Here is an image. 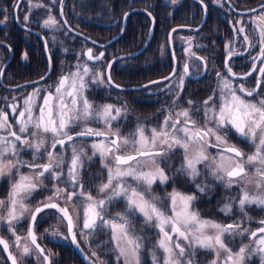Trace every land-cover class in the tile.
I'll return each instance as SVG.
<instances>
[{
	"label": "snow or ice",
	"instance_id": "1",
	"mask_svg": "<svg viewBox=\"0 0 264 264\" xmlns=\"http://www.w3.org/2000/svg\"><path fill=\"white\" fill-rule=\"evenodd\" d=\"M27 19L25 16V20ZM258 19L264 21V16ZM56 25L54 17L49 16L44 21L45 27L54 28ZM238 31L244 32V28ZM243 39L245 42L249 41L247 35ZM248 46L256 45L249 43ZM259 47L260 53L253 59L264 58V30L259 32ZM87 55L89 60H99L103 53L94 57L89 49ZM233 55L235 53L229 51L228 58ZM24 58H27V54ZM225 67L233 76L236 75L232 73L227 60ZM255 67L254 64L253 71ZM260 72L264 74V67L260 68ZM188 74V65L185 64L184 75ZM85 77H90L93 83H104L103 74L93 72L87 64H77L75 72L59 78L54 92L48 91L41 97V89L35 88L24 100V105L16 116L18 130H13L8 122V114L0 110V177L10 176L13 171L18 177L10 185L7 197L0 199V223L5 224L8 231L15 236L13 243L18 246L22 239L16 234V224L25 219L26 214H30L31 223L26 239L43 254L44 249L36 243L37 216L47 209H56L61 221L67 222V231L72 242L77 244L76 229L81 216L71 204L75 198L80 200L83 209L81 234L87 231L88 235H94L97 231L107 229L117 253L116 259H122L123 264H141L143 238L136 235L132 219L137 214L143 218L145 225L158 229L159 239L155 247L162 250L163 259L161 261L153 252L152 264H192L188 257L194 255L197 248L215 252L216 258L210 264H219L222 254L223 264H244L249 255L248 246L244 245L238 252L233 253L226 245L225 237L231 234L243 235L248 229L241 230L239 223L221 224L201 218L199 212L192 207L197 199L194 194H183L173 189L163 198L169 202L165 206L162 198L154 194L152 188L157 181L166 184L173 179L160 167V163L171 167L169 161L172 156L177 150H182V162L176 169V175H183L195 182L202 175L200 166L203 165L215 180L230 188L233 184L251 183L248 171L251 167L254 168L256 188L264 189V97L255 101L244 98L253 97L254 94L259 96L261 82L258 81L257 86L250 90L243 85L237 89L230 80L222 78L219 86L220 104L217 106L213 97L203 101L202 125L192 115V110L200 112L201 109L195 107L193 101H188L193 106L192 110L185 108L175 114L169 112L158 128L146 129L143 125H138L125 136L121 135L119 128H113V122L121 119L126 110L112 104L96 105L90 101L84 94L88 87ZM108 81L111 82L110 75ZM180 88L183 89V77ZM238 91L243 96L237 94ZM37 98L42 102L38 104ZM10 107L15 114L19 106ZM91 122H102L104 130L89 127ZM75 127H80V131L73 135L71 132ZM229 132L253 146L255 151L247 154L231 143L228 139ZM90 137L99 138L90 145L91 156L77 144V141ZM49 138L52 151L46 146ZM57 146L62 149L71 146L72 155L66 173L63 170L64 157L55 152ZM209 148L216 149V156L208 154ZM22 149L32 150L33 162L20 159ZM42 155H46L47 161L43 164L35 163ZM97 155L108 172L106 182L97 186L98 193L105 194L103 199H97L84 190L81 176L85 159L91 161ZM22 166L28 167L32 174L21 173ZM45 179L57 182L53 185V194L38 202L34 209H30L26 202L37 189L46 188L43 183ZM61 183L69 185L71 191L58 187ZM195 187L201 193L206 190L201 184H196ZM241 193L238 206L242 214L246 215V205L264 207V194L250 196L245 186L241 187ZM61 200L64 201L63 207L57 202ZM120 200L124 202L125 210L106 218L108 205ZM231 210V204H225L222 208L226 214ZM260 223L264 224V221ZM257 232L261 235L256 243L261 247L255 251L264 253V227L251 232V236L256 237ZM52 235H59V232L54 231ZM0 245L8 251L9 244L2 237ZM30 254V248L25 245L23 255ZM92 255L96 256V253L93 252ZM9 258L12 264H17L16 258L10 252ZM44 260L48 262L49 256L44 255ZM99 264H104V261H99Z\"/></svg>",
	"mask_w": 264,
	"mask_h": 264
},
{
	"label": "flooded vegetation",
	"instance_id": "2",
	"mask_svg": "<svg viewBox=\"0 0 264 264\" xmlns=\"http://www.w3.org/2000/svg\"><path fill=\"white\" fill-rule=\"evenodd\" d=\"M27 1L30 2L31 6H26ZM36 1L41 2L43 6L35 7ZM186 1L188 5L183 6ZM60 2L61 0H59L57 4L58 15ZM23 3L27 10L26 16L28 19L25 20L22 14L23 12H21V18L23 20L21 23L39 31L43 35L47 44L48 55L42 39L36 33L23 29L17 24L15 19L13 20L15 23L12 24H5L3 20L0 19V110L8 114V122L13 126V130H18L19 126L16 124V116L23 107L24 100L29 94H31L35 88L41 89V97L46 95L48 91L54 92L55 85L58 83L59 78L75 72L77 64H87L93 72L103 74L104 83H93L90 77H85V80L88 82V87L84 94L96 105L112 104L126 110L121 119L113 122V128H119L121 135L125 136L133 132L138 125H143L146 129L158 128L169 112L175 114L185 108L192 110L193 106H190L188 101H193L194 106L201 109L200 112L192 110V115L193 118L198 117L197 120L202 122V125L203 101L209 97H213L214 103L217 106L220 104L219 86L222 78L230 80L234 88L239 89V86L243 85L245 89L249 90L255 88L257 82L260 81L261 87L258 89L259 96L254 94L253 97L245 96L244 98L255 101L260 97H264V74L260 72V68L264 67V58L253 59L254 57H258L260 53L259 32L264 30V21L258 18L264 16V8H262V6H264V0H159L162 11H167V14L170 13L178 18L183 17V13H186V18L184 17L185 22L173 24L166 21L156 24L153 17L154 22L151 38L146 45H144V43L151 23L149 26H147L146 23H142L144 29H146L143 39H133L132 27H137L138 23H133L132 20H130L131 13L127 15L125 23H123V16L110 21L97 22L98 26L104 28L109 27L111 30L108 38L100 40L70 25L72 29L85 35V37L79 35L74 32V30L67 28L62 21L60 28L64 26L82 40L70 45L73 47V52L68 54V56L58 54L56 57L53 56L55 45L50 49L45 38V33L60 28L49 29L44 26L43 20L45 21L46 18L44 19L45 15L42 16L40 10L45 8V0H24ZM64 4L65 0H62L63 10ZM0 7L3 6L0 5ZM50 7H52V5L49 6V8ZM143 12L149 16L148 12L145 10ZM2 13L3 11L0 10L1 16ZM44 14L46 13L44 12ZM149 18L151 19L150 16ZM36 19L39 20V23L34 25ZM5 25L7 26L5 27ZM177 25L188 26V28L175 30L172 34L170 45L168 39L169 31L172 27ZM257 25H259V27H257ZM122 27L123 31L117 39L104 46L101 45L114 37ZM240 28H244V32H239L238 29ZM101 31L105 32L104 30ZM11 34L13 36L12 43L4 39V37H8ZM104 34H108V32ZM155 34L156 38L153 39ZM245 35L249 37L248 42H245L243 39ZM151 43L152 45H150ZM249 43L256 46L249 47ZM64 45L59 46V49L64 51L66 48L65 46H67ZM141 47H143L141 51L135 55H126L114 60L110 66L109 72L112 81L117 85L130 87L143 84V86L139 89H120L110 83L106 75L108 62L118 55L135 52ZM87 49L92 50L94 57L103 53L102 58L99 60H89L86 54ZM229 51L235 53L230 59L228 58ZM191 53H195V55L193 56ZM25 54H27L26 59L24 58ZM139 55L140 57L138 59H130ZM199 57L203 59H198ZM226 60L232 69V73L236 74L235 76L229 73L228 69L225 67ZM185 64L188 65V75H184ZM254 64L256 66L255 71H253ZM134 65H138L141 78H144L143 80L133 82L131 79L130 73ZM172 70H174L172 75H170L168 79H164ZM217 73H220L219 77ZM247 73H251V75H245ZM41 77H44V79H41ZM182 77L183 89L181 90L180 81ZM153 80L157 81H155V83H148ZM135 91L140 92L139 96L132 94ZM177 93H179V99H177ZM237 94L243 96L239 91ZM174 101H176L175 105L173 104ZM41 102L42 100L37 98V103L39 104ZM12 105L19 106L15 114L12 113L10 107ZM209 106H211V103ZM88 126L101 130L105 128L102 122H91ZM79 131L80 127H75L72 129L71 134L75 135V133ZM28 138L31 139V137ZM97 139L99 138H85L77 141V144L83 147L84 151L91 156L92 152L85 149L89 147V141ZM228 139L247 154L250 152L253 153L255 150L253 146L238 138L232 132L228 133ZM50 144L51 139L49 138L46 146L49 151H52ZM55 152L57 155L64 157L65 163L63 170L66 173L72 155L71 146H66L63 149L57 146ZM208 154L213 157L216 156V149L209 148ZM20 159L28 161L29 163L33 162L32 150L22 149L20 152ZM46 161V155H42V158L37 159L35 163L43 164ZM181 162L182 150H177L176 154L173 155L169 161V164L172 165L171 167H167L164 163H160V167L164 168L165 173L173 177V179H170L166 184H160L159 181H157V183L153 185V193L162 198L165 206H167L169 202L163 198L167 193L172 192L173 189L183 194H194L197 199L193 202L192 207L195 211L199 212L201 218L211 219L213 216H219L223 217L222 219H226L224 224L239 223L241 230L248 229V232L243 235L231 234L235 241L233 244L234 249L228 248L235 253L239 251L240 247L247 245L249 255L246 257L244 264H264V259H261L259 256L264 253L255 251V249L261 247L256 243L261 233L257 232L256 237L251 236V232L264 227V224L260 223L264 221V207L256 204L246 205L244 209L246 215H244L241 213L238 206L239 198L242 195V186H245L247 191L252 190L255 191L256 194L259 193L258 191L260 189L256 188L253 175H251V183L247 185L233 184L232 187L227 188L224 186L223 182L215 180L209 174V170L201 165L202 175L193 182L183 175H176V169L179 168ZM20 172L32 174L31 170L26 166L20 167ZM107 175V169L101 164L99 155L94 156L91 161L85 159L84 168L81 170L84 190L91 193V195L97 199H103L105 194L98 193L97 186L106 182ZM17 178L15 171H13L10 176L0 177V199L7 195L10 185L15 182ZM43 183L46 185V188L42 189L43 192L37 194V192L41 191V189H37L33 194V196L37 194L35 196L38 197V201L34 204L33 209L38 205V202L44 201L46 197L51 195L53 185L57 182L45 179ZM196 184L205 186V192H199L195 187ZM58 187L68 188L69 191H71L67 184L61 183ZM57 202L60 203L62 207L64 206V201L61 200ZM71 203L77 206L76 212L79 213L82 218L83 209L80 200L74 198ZM225 204L232 205V210L228 214L222 211ZM124 210L125 207L122 200L114 202L108 205V215H106V218H111V216L115 215L117 212H123ZM70 211H72L71 207ZM51 218L61 221L60 214L56 209H47L37 216L35 225L37 243L44 249L43 254L37 250L43 258V262L45 263L44 255H48L49 264H51V253L47 247L48 245L50 247L52 246L54 251L59 250V257L55 264L73 263V256L65 258V256L70 255V253L75 256L74 260H78L79 258L83 264H86L78 255L71 242L66 221L61 222L64 223V230H66L70 244L62 241L59 243L57 242L56 245H52L53 241L47 240V244L42 241V237L37 234V227L39 228L40 223H44V221ZM132 219L136 228V235L143 238V249L141 251V257L144 260L143 264H152V253H163L162 250L155 247L156 241L159 239L158 229L145 225L143 218L139 214ZM28 222L29 227L30 216ZM79 225L81 228L82 221ZM59 228L60 227H58L56 231L62 233ZM78 230L77 227L76 234ZM84 232V236L88 237L85 239L87 242V249L81 242L78 234L76 235V239L84 252L90 256L93 261L95 260L92 257V253L95 251L110 255L115 252L114 245L110 240V232L107 229L104 231H97L94 235H88L87 231ZM0 236L6 239L9 244L10 252L16 258L17 264H19L17 256L12 250L8 239L3 236L1 232ZM45 236L51 239L50 234ZM52 238H54V235H52ZM153 238L156 240L154 241V245H151ZM58 244L63 245L64 249L63 246L58 247ZM0 251L6 260L2 259L1 264H10L2 245H0ZM212 252L213 251L210 250L197 248L195 254L188 257V259H191L192 264H208L211 261V255L215 253ZM204 253L208 254V256H201V254L204 255ZM63 255L64 257H62ZM201 257L203 262L200 261ZM223 261L224 255L221 256V264H223Z\"/></svg>",
	"mask_w": 264,
	"mask_h": 264
},
{
	"label": "trees",
	"instance_id": "3",
	"mask_svg": "<svg viewBox=\"0 0 264 264\" xmlns=\"http://www.w3.org/2000/svg\"><path fill=\"white\" fill-rule=\"evenodd\" d=\"M17 0H0V5L10 7L13 14V7ZM24 0L21 2L23 4ZM187 3V4H186ZM183 4V6L188 5V2ZM65 18L69 25L74 28L80 29L81 31L94 36L97 39H106L110 36L111 30L109 27L104 28L98 26L97 22L101 21H110L115 18H121L126 11L132 8H142L152 14L155 19L156 24L161 22L169 21V23H180L185 22L186 13H183V17L173 16L170 13L167 14V11H162L161 6L159 5V0H65L64 4ZM21 7V4H20ZM20 7L18 8V17L21 20ZM144 10H138L131 13L130 20L133 23H138L137 27H132V38L133 39H143L146 29H144L142 23H146L147 26L151 23L149 16L143 12ZM182 16V15H180ZM185 17V18H184ZM14 15H12V23L14 21ZM23 20H21L22 22ZM62 23V20L59 21ZM9 23V22H7ZM10 23V24H12ZM39 20L34 21V25H37ZM108 34H104L105 32ZM46 40L49 44L50 49L55 45V50L53 56L58 54L68 56V54L73 52V47L71 44H74L77 41L82 39L75 34L71 33L64 26L58 30L47 31L45 33ZM156 38V34L153 39ZM8 42L13 41L12 34L8 37H4ZM67 46H65V45ZM64 45L66 48L64 51L59 49V46ZM152 45V43L150 44ZM139 56L132 57L130 59H138ZM138 61V60H137ZM55 62V61H54ZM130 77L135 81L143 80L138 68V65H134L131 70ZM135 96H139L140 92L135 91L132 93ZM139 101V100H138ZM75 257L74 255H72Z\"/></svg>",
	"mask_w": 264,
	"mask_h": 264
},
{
	"label": "rangeland",
	"instance_id": "4",
	"mask_svg": "<svg viewBox=\"0 0 264 264\" xmlns=\"http://www.w3.org/2000/svg\"><path fill=\"white\" fill-rule=\"evenodd\" d=\"M58 2H59V0H48V1L45 0V8H42L40 10L41 13H42V16L45 15V17H44V19L46 18L45 20H47L49 18V16H51V17H54L55 20L57 21V25L54 28H49V29H57V28H60L61 25H62V23L59 22L60 21V18H59L58 12H57V4H58ZM23 4L21 3L20 13L23 12L22 14L25 17L27 15V10H26V7ZM36 5H42V3L36 1ZM51 5H52V7L49 8V6H51ZM26 6L27 7L28 6H31V4H30L29 1L26 2ZM0 10L3 11L2 16L0 15V19H2L5 24H8L7 22L12 23V15L13 14L11 12L10 7H8V5L7 6L4 5L3 7H0ZM44 12L46 14H44ZM43 22H44V20H43ZM43 22H42V24H43ZM6 26L7 25H5V27ZM196 115H198V114H196ZM194 118L195 119H198V117H194ZM200 123H202V122H200ZM93 142H94L93 140L89 141L88 142L89 147H87L85 150H88V151L92 152V150L90 148V145ZM251 153L252 152H250L248 154H251ZM248 171H249V176L251 178V175H253V173H254V169L251 168V167H249ZM41 192H43V191L41 190V191L37 192V194H41ZM258 192L259 193L256 194L255 191H252V190H249L248 191V193H249L250 196L251 195H262V194H264V189H260ZM37 194H35V195H37ZM52 194H53V192H51V195ZM7 195H8V193H7ZM7 195H5L4 197H1V199H5L7 197ZM35 195L34 196L32 195L28 199V201L26 202L28 204V206H29L30 209H33L34 204L37 203V201H38V197L35 196ZM74 206H75V211H77V206L76 205H74ZM79 208H80V206H79ZM29 216H30V214H26L25 219H22L15 226L16 234L19 235L22 238L21 241L19 242V245L18 246L13 243L14 240H15V236H13L8 231L7 226L5 224H3V223H0V232L2 233L3 236H5L8 239V241H9V243L11 245L12 250L14 251V253L17 256V259H18L19 264H43L44 263L43 262V258L40 256L39 252L37 250H35V248L31 244L30 240L26 239V237H27V228H28V223H29L28 222ZM222 218L223 217L213 216V218L207 219V220L218 221V223L224 224V221L226 219H222ZM81 221H82V218H81L80 222ZM58 227H60L59 229L61 230L62 233L59 232V235H56V237L54 236V238H52V233L54 231H56ZM37 229H38L37 230V234H39V236L42 237V241H44L45 243L48 240V241H53V243L51 242L52 245H56L57 242L59 243V242H62V241L68 242L70 244V242L68 240V236H67L66 230H64V223H62L60 220H54L52 218L51 219H47V221H44V223H40L39 224V228L37 227ZM78 229H79L77 231L78 237L80 238L81 242L84 244V246L87 249V245H86L87 242L85 241L84 234H81L80 225L78 226ZM49 234H50L52 240L51 239H48L45 236V235H49ZM155 240H156L155 238L152 239L151 245H154V241ZM89 241H90V239H89ZM225 241H226L225 243H226V245L228 247H230L231 249H234L233 248V244L235 243V241H234V239H233V237L231 235L226 236L225 237ZM25 245H27L30 248V250H31V254L30 255H23V248H24ZM57 246L59 247V246H63V245L58 244ZM47 247L49 248V252L51 253V256H50L51 257V264H55L57 262L58 257H59V255H58L59 250L58 251H54L52 246L50 247V246L47 245ZM63 249H64V246H63ZM95 253H96V256H92V257H93V259L95 260L96 263H99V261H104V264H123V260L122 259L120 261H117V259H116V257H117L116 251L113 254H111V255L110 254H107V253H99L98 251H95ZM156 255L158 257H160V259L162 261V259H163V253L158 252V254H156ZM71 256L72 255L70 253V255L65 256V258H69ZM201 256L207 257L208 254L204 253V255L201 254ZM221 256H223V254ZM221 256L219 258V264H221V262H220ZM259 256H260L261 259H264V254H260ZM62 257H64V255ZM215 258H216L215 257V253H213V255H211V261L213 259H215ZM2 259L5 260L3 254L0 251V264L2 262ZM72 261H73V263H70V264H83L79 260V258H78V260L77 259L74 260V257H73V260ZM200 261L203 262L202 257L200 258ZM143 262H144V260L141 257V264H143ZM210 262L208 264H210Z\"/></svg>",
	"mask_w": 264,
	"mask_h": 264
},
{
	"label": "water",
	"instance_id": "5",
	"mask_svg": "<svg viewBox=\"0 0 264 264\" xmlns=\"http://www.w3.org/2000/svg\"><path fill=\"white\" fill-rule=\"evenodd\" d=\"M21 1H22V0H17V1L15 2V4H14V10H13V13H14V19H15V21L17 22V24H18L20 27H22L23 29H26V30H28V31H31V32H33V33H36V34L42 39V41H43V45H44L45 50H46L47 55H48L47 44H46V41H45L43 35H42L39 31H37V30H35V29H32L31 27H28V26L24 25V24L21 23V21L19 20V18H18V14H17V10H18V7H19ZM138 10H144V9H142V8H132V9H129L128 11H126V12L124 13V15H123V21H124L123 23H125V20H126V17H127L128 14H130V13H132V12H134V11H138ZM145 11H146V10H145ZM146 12H148V11H146ZM126 14H127V15H126ZM148 14H149V16L151 17V25H150L149 32H148V35H147V38H146V41H145L144 45H146V43H147V42L150 40V38H151V33H152V29H153V22H154L153 16H152L149 12H148ZM59 16H60L61 20L63 21L64 25H65L67 28H69V29H71V30H74V29L71 28V26L69 25V23L67 22V20H66V18H65V14H64L63 6H62V0H61V2H60V4H59ZM0 22H1V20H0ZM123 25H124V24H123ZM181 28H188V26L177 25V26L172 27L171 30L169 31L168 39H169V44H170V45H171V40H172V34H173V32H174L173 30H174V29L177 30V29H181ZM122 31H123V27L121 28V30H120V31H119L114 37H112V38L109 39L107 42H105V43H103V44H101V45L104 46V45H106V44H108V43H111L113 40L117 39V38L121 35ZM74 32H76L77 34L82 35V36L85 37V35H83V34L77 32V31H75V30H74ZM94 42H95V41H94ZM143 47H144V46H143ZM143 47H141L139 50H137V51H135V52H132V53H129V54H121V55H118V56L112 58V59L108 62V64H107V68H106V75H107V77L110 75V72H109V70H110V66H111V64H112V62H113L114 60H116V59H118V58H121V57H123V56H126V55H135V54L139 53ZM88 50H89V49L86 50V54L88 53ZM99 55H100V54H99ZM99 55H97V56H99ZM10 57H11V56H10ZM10 57H9V59H10ZM9 59H8V61H9ZM173 72H174V70H172V72H171L167 77H169L170 75H172ZM155 81H157V80H153V81H150V82H148V83H152V82H155ZM110 83H112L114 86L117 85V84H115V83L112 81V79H111V82H110ZM144 85H145V84H144ZM119 86H120V85H119ZM142 86H143V84H141V85H135V86H130V87L120 86V87H118V88H120V89H127V88H137V89H139V88H141ZM30 223H31V221H30ZM69 236H70V235H69ZM0 237H1V236H0ZM2 238H3V237H2ZM4 239H5V238H4ZM70 239H71V238H70ZM5 240H6V239H5ZM71 242H72V240H71ZM36 243H37V241H36ZM72 243H73V242H72ZM73 246L75 247V250H76V252L78 253V255L81 257V259H82L86 264H98V263H96L95 261H93V260L91 259V257L88 256V255L84 252V250L81 248V246H80L78 243H77V244H74V243H73ZM2 247H3V246H2ZM4 252H5L7 258L9 259L10 264H12V260L9 258V252H10V250H9V249H8V251H5V250H4ZM10 253H11V252H10ZM11 254H12V253H11ZM12 256H14V255L12 254ZM44 264H49V261H48V262L45 261Z\"/></svg>",
	"mask_w": 264,
	"mask_h": 264
}]
</instances>
